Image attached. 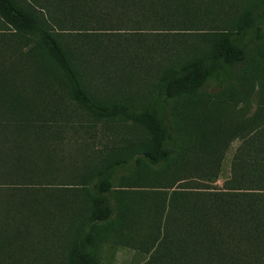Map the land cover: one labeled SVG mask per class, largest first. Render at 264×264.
I'll return each instance as SVG.
<instances>
[{
  "label": "trees",
  "instance_id": "obj_1",
  "mask_svg": "<svg viewBox=\"0 0 264 264\" xmlns=\"http://www.w3.org/2000/svg\"><path fill=\"white\" fill-rule=\"evenodd\" d=\"M2 28L0 264H264V0H0Z\"/></svg>",
  "mask_w": 264,
  "mask_h": 264
},
{
  "label": "rangeland",
  "instance_id": "obj_2",
  "mask_svg": "<svg viewBox=\"0 0 264 264\" xmlns=\"http://www.w3.org/2000/svg\"><path fill=\"white\" fill-rule=\"evenodd\" d=\"M43 12L46 14L47 10ZM90 24L93 25V23H89L85 25L90 26ZM170 37L171 36H169L168 40L171 39L176 40L179 38L178 34L174 35L171 38ZM11 40H12V34L9 33L7 29L2 28V30H0V54L2 53L10 54ZM114 73L115 72L109 73L110 75H107L103 79L101 78L102 81L99 80L98 78H94L95 82L97 83L100 89L106 90L113 85L119 88L131 89L143 83L141 81L139 82V84H137L134 77H133L134 79L132 78L128 80L125 76L116 77L118 76L116 73H115L116 75L113 76ZM253 108H254V103L251 105V110H253ZM235 111H237V109H235ZM95 130H96V134L94 135L93 139H90L92 135L91 133L92 129L89 126H83V128H80L76 135L77 137L76 143L75 144L71 142L65 143L64 145L65 151L67 153H70L71 155L75 154L76 158L82 161L85 158L84 156L86 151H88V153L93 152L97 147H100V144H105L107 141V136H109V133L104 127L98 125ZM238 144H239V140L237 139L233 140L232 142H230L228 149L224 152L221 175L218 184H220L221 181L229 175L230 159L235 149L237 148ZM86 145L88 146V148H85ZM67 164L68 163H65V166H62V170L60 171V173L65 177V181L63 182L64 185L69 184V174L71 173V169L67 167ZM100 256L103 262L102 264H141L142 259L144 257V255L134 250H130L129 248H118V250L116 249L113 250L112 248H109L107 246L101 248ZM58 258L61 261L63 259V256Z\"/></svg>",
  "mask_w": 264,
  "mask_h": 264
}]
</instances>
